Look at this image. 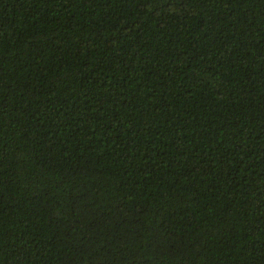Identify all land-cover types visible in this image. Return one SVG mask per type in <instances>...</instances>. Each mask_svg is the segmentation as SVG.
Here are the masks:
<instances>
[{
	"label": "trees",
	"instance_id": "16d2710c",
	"mask_svg": "<svg viewBox=\"0 0 264 264\" xmlns=\"http://www.w3.org/2000/svg\"><path fill=\"white\" fill-rule=\"evenodd\" d=\"M0 264H264V0H0Z\"/></svg>",
	"mask_w": 264,
	"mask_h": 264
}]
</instances>
